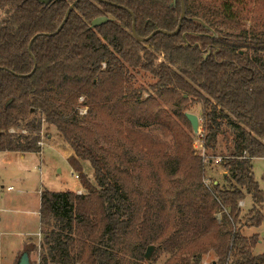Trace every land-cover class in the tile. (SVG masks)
Wrapping results in <instances>:
<instances>
[{
	"label": "trees",
	"instance_id": "obj_1",
	"mask_svg": "<svg viewBox=\"0 0 264 264\" xmlns=\"http://www.w3.org/2000/svg\"><path fill=\"white\" fill-rule=\"evenodd\" d=\"M74 1L0 0V9L9 5L0 23V151L39 153L42 125L51 124L72 148L68 162L86 190L40 192L39 221L50 228L44 231L40 244L44 253L38 264H133L152 243L163 244L162 249L170 253L162 264H198L210 251L217 258L211 264H264V253L252 252L257 235H246L235 225L239 200L246 194L253 204L263 200L250 160L264 157V61L233 52L241 47L253 52L264 49V40L242 34L210 37L201 22L184 18L177 34L156 33L139 41L131 32V13L141 37L157 28L173 30L180 0H78L57 33L33 39L31 56L30 39L37 33L54 32ZM189 2L185 0L186 15L210 23L208 17L192 12ZM99 16L108 20L91 28L90 22ZM215 41L228 49L215 50ZM162 46L179 58L184 56L179 70L154 64L151 48ZM130 68L151 73L160 89L182 87L206 102V147H214L218 135L225 134V122H239L234 123L238 132L233 148L222 159L228 187L215 183L208 189L191 179L188 187L180 185L179 176L187 168L197 171L191 136L178 131L167 117L144 109L148 99L139 101L135 90L126 92L131 89ZM81 95H85L82 104L89 105L94 116H103L117 133L125 130L126 134L108 148L102 147L98 132L81 124L75 109ZM117 117L131 124L152 120L171 134L174 159L166 176L177 192L164 207L157 209L147 188L141 189L147 187L145 183L134 184L138 166L131 154L136 141L130 137L135 131L123 128ZM98 126L94 124L95 129ZM121 141L127 144L124 151ZM152 153L148 149L141 155ZM80 160L90 163L95 184L83 172ZM201 169L198 166V179ZM161 197L166 202L163 193ZM170 202V207L185 208L194 221H204L202 228L198 222L190 227L191 237L183 243L186 232L170 223ZM220 204L229 209L227 226L213 216ZM156 215L160 222L155 227L152 218ZM263 220L252 207L248 225L258 227ZM34 246L25 243L22 251L30 254Z\"/></svg>",
	"mask_w": 264,
	"mask_h": 264
},
{
	"label": "rangeland",
	"instance_id": "obj_2",
	"mask_svg": "<svg viewBox=\"0 0 264 264\" xmlns=\"http://www.w3.org/2000/svg\"><path fill=\"white\" fill-rule=\"evenodd\" d=\"M8 6L0 9V23L8 15ZM188 8L198 16L208 17L210 23H206L205 27L209 30L210 37L242 34L254 41L256 39L264 40V0H190ZM214 47L215 50H218L225 48L226 45L215 41ZM151 50L154 52V64L165 63L174 70H179L182 67L184 56H181L183 59L179 58L177 53L170 52L163 46L155 48V51L153 48ZM253 51L249 47L233 49L234 53L240 52L244 56L258 57L264 61V49L259 48L255 52ZM139 54L143 55V52L139 50ZM207 54L208 51L203 52V56ZM129 71L131 74L129 84L131 89H125L126 92L130 91L128 94H133L135 90L139 101L146 102L148 99L144 109H147L149 113H156L157 117H167L178 131L188 133L191 136V148L195 157L194 161L197 163V171L196 168L195 172L193 169L187 168L179 176L180 179H183L180 185L188 187L190 183L188 179H191L192 181L197 180L202 183L203 187L208 189L215 183L224 188L228 187L229 182L226 177L228 174L222 165V159L226 154H229L228 150L233 148L234 138L238 132L234 123L239 124V122L232 119L229 120V123L225 122L222 126L225 134L218 135L214 147H206L204 145L206 132L204 114L208 112L209 106L201 97L193 95L191 91H187L182 87L160 89V86L155 84L157 79L151 73L140 68H130ZM84 98L85 95H81L78 98V104L75 105L78 115L82 117L81 124L98 132L96 134H99V144L108 148L110 143L117 142L119 135H125L126 131L117 133L112 128L113 126L104 120L103 116H94L93 112L89 110V105L82 104ZM186 112L193 113L198 117L196 132L193 131L190 122L185 117ZM115 120L123 128L135 131L131 132L132 136L130 137V140L136 141V150H133L134 153L131 154L133 162L138 166L133 179L134 184L137 185L140 182V185H142L145 183L147 187L141 186V189L147 188L148 196L153 198L151 200H154L157 209L164 207L167 202L174 200L177 192L174 184L170 182V178L166 176L174 159V145L171 134L162 127L161 123L152 120H142L136 124H131L124 118L117 117ZM94 124L99 125L98 129H95ZM40 135L43 144H38L40 146L39 153L27 152L21 156L22 153L19 152L6 154L0 151V208L5 209L2 214V222L5 225L2 226L0 250L6 258L11 255L13 250H16L17 259L25 243L33 244L35 246L29 254L33 264H38L41 255L44 253L40 249V244L42 243L44 231L50 228L47 225H42L39 221L40 192L43 189L75 191L81 186L79 179L75 176L77 172L68 162L69 151L72 148L68 144V147L64 146L66 142L57 129L51 124L44 123ZM120 143H122V150L124 151L127 144L124 141ZM148 149L153 152L152 155L142 156L141 154L147 152ZM250 161L253 164L254 178L263 191V200L261 203L253 204L251 196L248 194L239 200L243 204H237L239 215L235 225L246 235H257L260 241L253 247L252 252L258 255L264 253V234L261 235V232H264V220L258 227L249 226L247 220L252 207L258 209L264 218V157L252 158ZM116 163H118L117 160ZM158 163L162 164L161 168ZM188 164L185 161V165L188 166ZM81 165L90 182L95 184L90 163L85 160ZM198 166L202 168L199 171L201 172L199 179L196 175ZM138 176H140V179ZM8 185H12V190H6ZM1 192H3V196H1ZM193 192L195 193V191ZM161 193L166 198V202L163 201ZM170 204L171 202L168 203L167 209L170 223L176 224L177 229L186 232L183 233L181 238L183 243L191 237L190 227L198 221H194L185 208L180 206L170 207ZM228 213L229 209L220 204L218 209L214 211L213 216L218 222H222L224 226H227ZM152 221H155L156 227L160 219L156 215L152 218ZM203 223L204 221L199 220V228H202ZM151 245L154 246V249L149 258L146 259L143 256L141 260L136 259L135 262L131 260L132 263L162 264L170 255L162 249L163 244L152 243ZM145 250L146 248L144 252ZM214 259H217L215 253L210 251L201 256L198 264H211ZM75 264H79V262Z\"/></svg>",
	"mask_w": 264,
	"mask_h": 264
},
{
	"label": "water",
	"instance_id": "obj_3",
	"mask_svg": "<svg viewBox=\"0 0 264 264\" xmlns=\"http://www.w3.org/2000/svg\"><path fill=\"white\" fill-rule=\"evenodd\" d=\"M38 2L40 3H43V4H47L49 1L51 0H37ZM78 0H75L73 3H71L68 8L66 9L65 11V14H64V17H63V20L61 21V23L59 24V26L57 27V29L52 32V33H49V32H44V33H37L35 34L29 41L28 43V46H27V49H28V52L29 54L32 56V53L30 51V46H31V43L33 41V39L38 36V35H45V36H49V35H54L55 33H57L61 28L62 26L64 25V23L66 22L68 16H69V13L71 11V9L74 7V4L77 2ZM173 3H174V0H173ZM180 6H181V11H180V15H179V18H178V22H177V25L175 27V29L173 30H165V29H160V28H157L155 29L154 31H152L148 36L146 37H141L139 36L136 31H135V19H134V15L131 13L132 15V24H131V32L133 34V36L139 40V41H145V40H148L149 38H151L154 34L156 33H162V34H165V35H169V36H173L175 34H177L180 30V27H181V23H182V20L185 18V19H190V20H196V21H199L201 22L204 26L205 23H203L199 18H190L188 17L186 14H185V7H184V0H180ZM108 20V17L107 16H99V17H96L94 18L91 22H90V27L93 28L97 25H100L102 23H104L105 21ZM35 62V60H34ZM34 68L31 70V73L34 71ZM185 117L188 119V121L190 122L191 126H192V129L194 132L197 131V126H198V117L193 114V113H188L186 112L185 113ZM153 249H154V246L153 245H148L146 247V250L144 252V257L147 259L151 256L152 252H153ZM15 264H33L30 260V256H29V253L27 251H21L19 256L17 257L16 261H15Z\"/></svg>",
	"mask_w": 264,
	"mask_h": 264
},
{
	"label": "crops",
	"instance_id": "obj_4",
	"mask_svg": "<svg viewBox=\"0 0 264 264\" xmlns=\"http://www.w3.org/2000/svg\"><path fill=\"white\" fill-rule=\"evenodd\" d=\"M51 138V137H50ZM47 139H49V138H47ZM59 139H61V138H59ZM64 146H66V147H68L67 146V143H65V145ZM3 153H6V154H11V153H13V152H11V151H2ZM19 153H22V152H19ZM24 153H27V152H24ZM23 155H25V154H21V156H23ZM69 155H73V150L72 149H70V151H69ZM82 162H84V160H80V164L82 163ZM82 166V165H81ZM77 175V174H76ZM75 175V176H76ZM77 179H78V177H76ZM9 186H11L12 187V185H8L7 187H6V190H12V189H8V187ZM84 188L82 187V185L79 187V188H77L76 190H75V192H77V193H82V192H84ZM1 196H3V192H1ZM5 209L4 208H0V240H1V234H2V232H3V229H2V226H4L5 225V223L4 222H2V214H3V211H4ZM262 234H264V232H261V235ZM23 241H24V239L22 240V242H21V245H22V243H23ZM260 241V240H259ZM16 250H13L12 252H11V255L10 256H8L7 258L6 257H4L3 256V252H2V250H0V264H14L15 263V259H16Z\"/></svg>",
	"mask_w": 264,
	"mask_h": 264
},
{
	"label": "built area",
	"instance_id": "obj_5",
	"mask_svg": "<svg viewBox=\"0 0 264 264\" xmlns=\"http://www.w3.org/2000/svg\"><path fill=\"white\" fill-rule=\"evenodd\" d=\"M10 131H13V129H10ZM22 132H25V130H22ZM37 143H38L39 145H42V144H43V142H42L41 140H38ZM76 177H77V175H76ZM8 189H12V187L9 186ZM242 204H243V202H242V201H239L238 205H242ZM39 233H40V232H39ZM37 234H38V233H37Z\"/></svg>",
	"mask_w": 264,
	"mask_h": 264
}]
</instances>
